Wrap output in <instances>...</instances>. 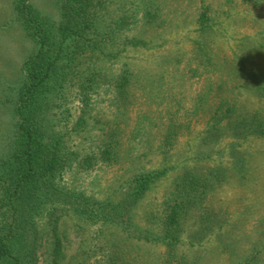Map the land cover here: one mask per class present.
<instances>
[{
    "label": "rangeland",
    "instance_id": "obj_1",
    "mask_svg": "<svg viewBox=\"0 0 264 264\" xmlns=\"http://www.w3.org/2000/svg\"><path fill=\"white\" fill-rule=\"evenodd\" d=\"M31 1L52 19L53 28L58 25L59 0ZM96 6L98 29L93 36L99 48L80 54L78 72L66 87L54 79L45 98L42 95L49 130L45 135L62 142L60 185L71 194L104 200L124 192L135 173L157 170L169 161L185 162L193 175L210 181L206 208L193 210L197 221L191 222L188 233L199 225L215 231L195 246L185 238L181 250L196 264H264V136L205 139L215 122L212 115H224L233 104L257 111L264 121V0H96ZM202 8L212 27L204 31L199 22ZM154 13L156 22L149 21ZM14 17L12 0H0V161L15 138L19 116L14 111L27 83L26 61L39 46ZM114 34L117 41L107 47ZM133 37L147 44H128ZM210 56L219 63L207 62ZM88 66L96 74L93 83L87 76L80 79ZM173 105L180 117L189 114L191 121L175 143H167ZM111 139L119 149L115 162L99 156ZM88 159L93 166L84 164ZM177 174L173 171L156 183L138 205L142 225L146 211L170 191ZM218 215L222 224L216 223ZM98 230L63 217L62 264H79L92 252ZM44 242L38 264L50 263ZM134 242H118L121 257L138 256L130 244ZM143 248L147 264L171 258L162 244L145 243Z\"/></svg>",
    "mask_w": 264,
    "mask_h": 264
},
{
    "label": "trees",
    "instance_id": "obj_2",
    "mask_svg": "<svg viewBox=\"0 0 264 264\" xmlns=\"http://www.w3.org/2000/svg\"><path fill=\"white\" fill-rule=\"evenodd\" d=\"M96 7V0H59L61 19L53 28L52 19L34 2L12 0L14 20L22 24L27 35L32 36L39 46L26 61L27 83L14 111L19 116L15 138L0 161V264H38L44 240L49 246V264H62L66 258V244L59 229L65 216L75 218L82 227H99L93 236L97 243L95 249L87 256L83 255L79 264H147L143 253L145 243L162 244L168 250L172 259H160L158 264H196V259L183 252L180 246L188 237L190 245L195 246L215 231L214 227L199 225L188 233L190 225H193L191 222L197 221L193 210L206 208L203 201H207L210 181L199 174L193 175L195 171L185 162L171 164L169 161L168 165L157 170L135 173L125 182L127 187L124 192L104 200L71 194L60 185L64 168L60 163L62 142L45 135L49 134V130L44 122L46 111L42 101L46 96L45 89L52 87L54 79H59L62 87H66L65 82L69 84V77L78 72V59L80 64L82 62L80 54L85 50L92 51L96 46L99 48L93 36L98 29ZM156 19V13L150 14L149 21L156 22ZM121 22L123 25L127 23ZM199 22L201 31L212 28L205 8H202ZM116 35L109 37L107 47L115 44ZM127 40L132 46L147 44L143 40L134 41L135 37ZM211 60L213 65L219 63L214 56L206 59L207 62ZM91 72L89 67L80 79L87 76L89 82H95L96 74ZM129 84L130 79L126 77L125 87L128 88ZM245 107L233 104L222 116L215 112L211 117L215 122L205 132L209 134L205 139L213 141L215 136H228L235 140H247L252 136H264L262 114ZM174 108L173 105L169 116L170 129L165 135L167 143H175L191 121L189 114L180 117L177 114L179 109ZM222 121H226V125L220 127L218 124ZM138 134L141 137L142 133ZM108 142H111L110 147L100 151L99 156L115 162L119 157L118 144L113 139ZM233 151H237L236 157L240 155L239 150ZM167 152L161 150V153ZM90 161L85 160L84 164L93 166L94 162ZM173 171L178 174L170 191L161 197L153 210L146 211L142 225L137 220L136 208L156 183ZM61 204L64 208L60 211ZM215 219L217 224H222L224 220L219 215ZM128 239L136 241L130 244L134 246L133 252L138 254L131 255L130 259L120 256L118 246V242Z\"/></svg>",
    "mask_w": 264,
    "mask_h": 264
}]
</instances>
